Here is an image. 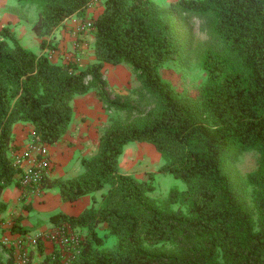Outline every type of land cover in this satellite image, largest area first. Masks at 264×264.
Wrapping results in <instances>:
<instances>
[{"label": "trees", "instance_id": "1", "mask_svg": "<svg viewBox=\"0 0 264 264\" xmlns=\"http://www.w3.org/2000/svg\"><path fill=\"white\" fill-rule=\"evenodd\" d=\"M15 1L37 7V18L26 22L43 37L72 17L84 21L91 0ZM102 7L92 21L94 61L83 69L52 62L45 41L37 54L8 27L0 30V195L19 186L21 170L9 156L13 126L28 124L32 141L54 145L71 123L73 98L94 90L106 109L131 119L112 120L97 153L81 159L83 174L42 182L57 187L63 202L102 192L97 208L49 219L86 230L68 264H264V0H178L169 7L103 0ZM178 11L204 17L214 41L198 57L206 79L196 99L177 94L160 73L182 52ZM121 64L140 84L143 110L108 94L103 69ZM131 142L153 146L163 160L159 172L180 178L185 189L158 200L151 175L141 181L121 174L119 159ZM250 152L257 167L244 180L226 172L233 156ZM53 259L61 264L57 254Z\"/></svg>", "mask_w": 264, "mask_h": 264}, {"label": "rangeland", "instance_id": "2", "mask_svg": "<svg viewBox=\"0 0 264 264\" xmlns=\"http://www.w3.org/2000/svg\"><path fill=\"white\" fill-rule=\"evenodd\" d=\"M100 1L102 5L103 0H98L89 10L93 9ZM152 1L162 7H169L172 4L167 0ZM37 13L35 5L23 6L15 0H0V30L8 27L24 48L37 54L45 53V50L40 49L42 41L49 43L46 53L54 63L75 62L80 69H83L94 61L93 45L91 46L90 41L94 40V34L92 27L86 28L85 24L92 23L95 18L91 16L79 22L75 33L81 34L83 38L77 40L80 41L79 43L73 40L74 43L70 50H62L58 47L59 43L53 36V32L43 37H38L32 32L31 25L26 20L33 22L37 18ZM176 25L183 40L182 52L176 60L166 63L160 73L162 79L169 83L177 94L196 99L199 89L206 79V73L198 64V57L206 48L213 46L214 41L208 33L206 19L193 12L178 11ZM83 47L85 48L84 55L81 54ZM103 78L107 83V91L111 99L126 102L140 110L144 109L141 106L140 84L128 65H105ZM84 105H90L92 111H86L87 107L85 108L86 112L79 111L74 132L78 131L83 135L90 132L94 139L98 140V145L101 134L111 125L112 120L128 122L131 119V116L106 109L94 90L89 91L79 100L71 101L72 114L73 110L76 112L80 109L79 107ZM162 165L163 160L153 146L147 143L131 142L125 146L119 159V172L131 175L141 181L149 180V175H151L154 189L151 196L161 200L166 198L173 188L185 189V184L180 178L159 172ZM256 167L257 154L250 152L233 156L227 164L226 172L232 177L244 180L245 175L254 171ZM82 236L84 238V235ZM112 243L113 240L109 238L106 245L111 246Z\"/></svg>", "mask_w": 264, "mask_h": 264}, {"label": "crops", "instance_id": "3", "mask_svg": "<svg viewBox=\"0 0 264 264\" xmlns=\"http://www.w3.org/2000/svg\"><path fill=\"white\" fill-rule=\"evenodd\" d=\"M167 1L173 3L178 0ZM102 11L103 7L100 1L93 9H87L85 17L96 18ZM82 21L78 17H72L53 31V36L58 40L60 49L70 50L74 43L73 40L77 41L79 38H83L81 34L75 33L76 26ZM90 41L92 46L94 40ZM82 49L81 54L84 55L85 48ZM85 95L75 96L73 99L76 101ZM86 107V111H92L90 105L81 106L76 112L73 110L72 120L66 134L58 143L48 146L51 165L46 178L51 185H54L55 181L73 179L83 174L81 159L94 156L98 149V140L94 139L90 132L86 135L78 133V131L74 132L79 111H85ZM12 135L13 142L9 156L12 159L17 156L21 157L19 168L22 172L29 168L35 159V153L30 152L27 148L31 142L32 128L28 124L17 123L12 128ZM19 177L20 174L15 177V180L18 181ZM101 193H95L94 197L83 196L74 202H63L55 186L43 188L40 191H30L23 190L15 184L10 185L0 195V236H7L9 239L15 240L21 235L33 237L41 232L46 233L54 227V224L49 220L50 217L63 214L76 218L92 205L97 208L101 201ZM16 223H18V229L13 231ZM106 228L105 224L99 225L96 229L98 235H104ZM78 230L81 235L86 234L85 229L78 228ZM55 254L57 253L52 243L41 239L38 245L31 248L29 252L30 264H51L54 262ZM47 259L48 261H46ZM0 261L2 264H20L14 259V249L11 247L0 248ZM60 263L62 264L61 261Z\"/></svg>", "mask_w": 264, "mask_h": 264}, {"label": "built area", "instance_id": "4", "mask_svg": "<svg viewBox=\"0 0 264 264\" xmlns=\"http://www.w3.org/2000/svg\"><path fill=\"white\" fill-rule=\"evenodd\" d=\"M97 1L98 0H91L87 9L92 7ZM85 27L91 28L92 23H86ZM27 148L30 152L35 153V159L29 168L20 173L18 180L19 188L23 190L40 191L43 189L42 182L47 177L51 165L48 146L35 143L31 138V142ZM20 163L21 157L17 156L13 159L15 167L19 168ZM41 239L51 242L62 264H68L79 255L83 236L80 234L78 228L63 223L54 225L48 232H41L33 237L21 235L15 240H11L7 236H0V248H13L14 259L18 263L30 264L29 252L31 248L38 245ZM0 264H2L1 261Z\"/></svg>", "mask_w": 264, "mask_h": 264}]
</instances>
